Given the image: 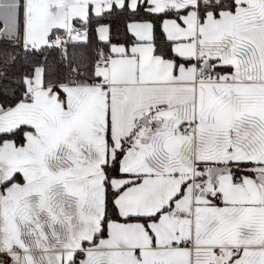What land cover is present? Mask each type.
Masks as SVG:
<instances>
[{
	"label": "snow or ice",
	"instance_id": "snow-or-ice-1",
	"mask_svg": "<svg viewBox=\"0 0 264 264\" xmlns=\"http://www.w3.org/2000/svg\"><path fill=\"white\" fill-rule=\"evenodd\" d=\"M0 264H264V0H0Z\"/></svg>",
	"mask_w": 264,
	"mask_h": 264
}]
</instances>
